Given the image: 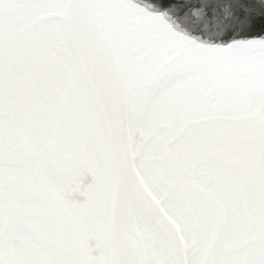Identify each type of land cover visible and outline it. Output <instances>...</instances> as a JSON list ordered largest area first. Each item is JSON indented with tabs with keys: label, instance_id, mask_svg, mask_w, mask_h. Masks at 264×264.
Listing matches in <instances>:
<instances>
[{
	"label": "snow or ice",
	"instance_id": "snow-or-ice-1",
	"mask_svg": "<svg viewBox=\"0 0 264 264\" xmlns=\"http://www.w3.org/2000/svg\"><path fill=\"white\" fill-rule=\"evenodd\" d=\"M0 264H264V0H0Z\"/></svg>",
	"mask_w": 264,
	"mask_h": 264
}]
</instances>
